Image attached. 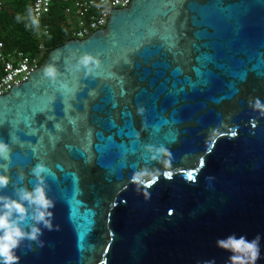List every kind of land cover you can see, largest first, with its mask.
I'll return each mask as SVG.
<instances>
[{
    "label": "water",
    "instance_id": "1",
    "mask_svg": "<svg viewBox=\"0 0 264 264\" xmlns=\"http://www.w3.org/2000/svg\"><path fill=\"white\" fill-rule=\"evenodd\" d=\"M108 14L0 96V193L31 188L44 163L59 226L22 244L18 264H225L215 241L232 232H259L264 264V114L250 103L264 102V0H132ZM83 52L99 56L97 75L65 71ZM53 62L74 98L44 77ZM145 145L167 148L169 165Z\"/></svg>",
    "mask_w": 264,
    "mask_h": 264
},
{
    "label": "clouds",
    "instance_id": "2",
    "mask_svg": "<svg viewBox=\"0 0 264 264\" xmlns=\"http://www.w3.org/2000/svg\"><path fill=\"white\" fill-rule=\"evenodd\" d=\"M18 21L26 20L25 26H32L34 29L39 27L38 16L32 14V9L29 8L26 16L17 14ZM75 63L68 61L64 68L68 73L80 72L83 70L84 75H97V69L101 65L99 56L93 55L91 52H83L78 56L73 53ZM55 59V58H54ZM43 75L59 91L61 96L66 93L75 95L76 86L69 83L67 79H60L63 73L60 72L55 62L49 63L43 68ZM94 90L89 92V95H94ZM54 99V98H50ZM253 109L260 110L264 114V102H261L259 97L253 98L250 102ZM72 108L71 103L64 101V114L68 118L69 123H73L75 117L70 114ZM52 119V117H49ZM53 127L59 131L62 125L59 122L53 124ZM38 129H32L31 134L35 135ZM50 139H51V134ZM11 139H15L11 137ZM40 137H38L39 141ZM146 150L151 153V159H156L155 153L162 154L165 159L161 163L167 167L170 163L168 157L170 153L163 145L154 147L145 145ZM11 144L3 139H0V160L8 161L10 158ZM0 168L5 171H0V189L5 188L11 179L6 174L7 164H0ZM158 175V170H153ZM32 175L35 177V183L31 188L25 185H14V195L0 193V264H18L20 256L18 249L22 244L31 249L33 244L43 246L41 237L45 229L51 231L54 228L58 229V225L52 222L53 213L51 209L54 207V200L48 195L45 174L49 173V169L44 163H36L31 169ZM147 169H142L135 173L131 179L133 181L141 179L148 175ZM165 176L171 178V174L164 173ZM157 175H153V182ZM23 178V173L20 174V179ZM147 196V193L145 194ZM261 234L258 232L252 238H248L245 234L229 233L223 237H217L215 244L218 248L225 250L228 253L225 264H256L261 258ZM197 264H216L214 257L198 261Z\"/></svg>",
    "mask_w": 264,
    "mask_h": 264
},
{
    "label": "built area",
    "instance_id": "3",
    "mask_svg": "<svg viewBox=\"0 0 264 264\" xmlns=\"http://www.w3.org/2000/svg\"><path fill=\"white\" fill-rule=\"evenodd\" d=\"M132 0H30L32 14L40 22V42L35 54L18 48H7L0 37V96L8 93L29 79L30 73L40 67L48 53L45 40L49 36V25L45 21L52 6L61 2L64 13L72 22L71 39H84L94 31L104 29L108 23L109 9L125 8Z\"/></svg>",
    "mask_w": 264,
    "mask_h": 264
},
{
    "label": "trees",
    "instance_id": "4",
    "mask_svg": "<svg viewBox=\"0 0 264 264\" xmlns=\"http://www.w3.org/2000/svg\"><path fill=\"white\" fill-rule=\"evenodd\" d=\"M29 8L30 0H0V37L7 48H18L28 54H35L40 42V22L39 27L34 29L30 25L25 26L26 20L16 19L18 13L26 16ZM63 9V4L56 2L45 19L49 25V36L45 40L48 47L46 58L53 49L71 39L72 22Z\"/></svg>",
    "mask_w": 264,
    "mask_h": 264
}]
</instances>
